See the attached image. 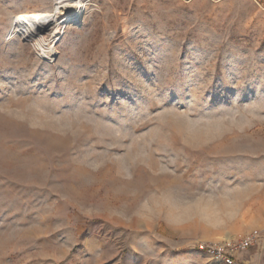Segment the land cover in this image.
<instances>
[{"label":"rangeland","instance_id":"rangeland-1","mask_svg":"<svg viewBox=\"0 0 264 264\" xmlns=\"http://www.w3.org/2000/svg\"><path fill=\"white\" fill-rule=\"evenodd\" d=\"M54 7L0 0V264H264V2L91 0L38 42Z\"/></svg>","mask_w":264,"mask_h":264},{"label":"bare ground","instance_id":"bare-ground-1","mask_svg":"<svg viewBox=\"0 0 264 264\" xmlns=\"http://www.w3.org/2000/svg\"><path fill=\"white\" fill-rule=\"evenodd\" d=\"M87 4L85 0H71L70 2L55 0L53 11L26 12L24 18L31 30V36L38 42L45 41L48 33L53 34L52 39H58L71 24L82 22L88 11Z\"/></svg>","mask_w":264,"mask_h":264},{"label":"built area","instance_id":"built-area-1","mask_svg":"<svg viewBox=\"0 0 264 264\" xmlns=\"http://www.w3.org/2000/svg\"><path fill=\"white\" fill-rule=\"evenodd\" d=\"M53 1H55V0H53ZM57 1H59V0H57ZM62 1L70 2L71 0H62ZM85 1L88 2V6H89L91 0H85ZM88 8H87V10H88ZM258 235H259V231L255 230L252 233H250L249 235H247L246 237L242 238L237 243H235L234 247L236 246V247L241 248V247H247L251 244H254ZM201 247L206 248L208 252H210V253L214 254L215 256L221 258V260H223L224 262H226L228 264L234 263V259H233L232 254H230L228 252V250L226 249L225 245H223L221 243L217 244V245H207V246L202 245Z\"/></svg>","mask_w":264,"mask_h":264},{"label":"crops","instance_id":"crops-1","mask_svg":"<svg viewBox=\"0 0 264 264\" xmlns=\"http://www.w3.org/2000/svg\"><path fill=\"white\" fill-rule=\"evenodd\" d=\"M261 1H263V2H264V0H261Z\"/></svg>","mask_w":264,"mask_h":264}]
</instances>
